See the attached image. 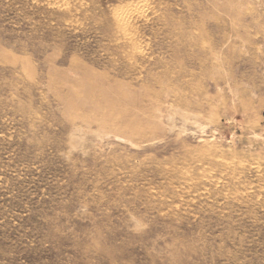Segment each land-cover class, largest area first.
<instances>
[{
    "label": "rangeland",
    "instance_id": "374dc122",
    "mask_svg": "<svg viewBox=\"0 0 264 264\" xmlns=\"http://www.w3.org/2000/svg\"><path fill=\"white\" fill-rule=\"evenodd\" d=\"M0 264H264V0H0Z\"/></svg>",
    "mask_w": 264,
    "mask_h": 264
}]
</instances>
